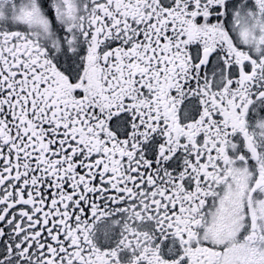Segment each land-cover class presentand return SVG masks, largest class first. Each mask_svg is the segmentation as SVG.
<instances>
[{"label": "snow or ice", "instance_id": "1", "mask_svg": "<svg viewBox=\"0 0 264 264\" xmlns=\"http://www.w3.org/2000/svg\"><path fill=\"white\" fill-rule=\"evenodd\" d=\"M0 264H264V0H0Z\"/></svg>", "mask_w": 264, "mask_h": 264}]
</instances>
